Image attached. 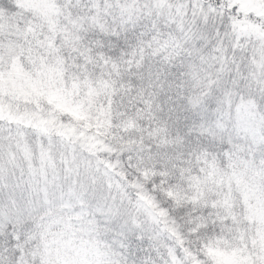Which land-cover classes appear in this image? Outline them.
<instances>
[{
  "label": "clouds",
  "instance_id": "9594fccd",
  "mask_svg": "<svg viewBox=\"0 0 264 264\" xmlns=\"http://www.w3.org/2000/svg\"><path fill=\"white\" fill-rule=\"evenodd\" d=\"M70 12L74 18L81 10L46 0L25 13L33 32L0 35V105L12 116L0 121V207L25 213L17 225L25 237L19 243L27 251L56 240L70 219L78 229L95 224L99 231L85 239L99 243L108 264H143L146 256L152 264H217L209 249L264 264V140L221 144L207 125L177 123L175 116L178 97L196 90L204 75L228 87L239 78L264 86V16H247L255 27L240 34L239 47L228 20L219 38L202 29L207 39L187 41L172 61L160 63L148 49L136 59L131 38L121 49L94 27L73 29ZM64 29L78 39L66 41ZM17 63L23 76L16 74ZM57 97L84 118L58 107ZM130 119L136 129L128 128ZM157 165L166 175L145 178L144 170ZM197 177L200 198L189 203ZM159 180L188 194L178 206L154 193L176 219L187 252L156 222L134 186L151 193ZM122 227L138 243L124 252L108 243ZM2 245L11 251L8 234L0 233Z\"/></svg>",
  "mask_w": 264,
  "mask_h": 264
},
{
  "label": "snow or ice",
  "instance_id": "6c2138e0",
  "mask_svg": "<svg viewBox=\"0 0 264 264\" xmlns=\"http://www.w3.org/2000/svg\"><path fill=\"white\" fill-rule=\"evenodd\" d=\"M103 7L108 10V14L113 17V24L119 29L110 33L109 37L121 49L126 47L131 38L136 42L137 50H151L160 63L172 61L176 56L169 54V45L174 43L171 37L175 35L179 39L182 32L171 26L168 29L161 28L159 20H154L149 26L143 22L144 17L130 14L127 5L112 3ZM223 20L226 22L227 13ZM26 23L24 14L21 24ZM121 37L124 38L123 42ZM182 51L183 49H178L179 53ZM178 99L180 106L175 109L177 123L202 122V126L207 125L213 137L221 144L225 140L228 143L238 140L241 132L244 140L249 143L257 139L264 140V86L259 83L252 84L244 78H239L232 80L231 86L228 87L222 85L213 75H204L196 90L185 92ZM244 105L248 107L245 108ZM24 214L23 210H17L12 205L0 207V233L8 234L9 241L13 242L11 251L7 245L0 246V264H45L40 253L41 243L27 251L25 245L19 243L25 239L17 230ZM98 231L94 223L78 229L70 219L66 221L64 232L58 234L56 239L61 259L55 261V264H108L105 250L99 243L90 236L85 239L89 232ZM27 239L33 240L32 235L28 234ZM108 243L122 252L131 250L134 245L138 246L137 241L129 235L127 227L116 230ZM143 264H152L151 257L146 256Z\"/></svg>",
  "mask_w": 264,
  "mask_h": 264
},
{
  "label": "trees",
  "instance_id": "16d2710c",
  "mask_svg": "<svg viewBox=\"0 0 264 264\" xmlns=\"http://www.w3.org/2000/svg\"><path fill=\"white\" fill-rule=\"evenodd\" d=\"M127 1L129 0H65L69 9L75 7L76 9L81 10L80 15L74 17L75 20H82L79 30L90 26L106 35L114 33L119 29L113 24V17L108 14V10L103 7V5H110L112 3L126 5L125 3ZM137 1L138 3L135 9H127L130 14L135 13L136 15L144 17L145 19L143 22L147 23L149 26H151L154 20H159L161 28L168 29V27L171 26V28L182 32V36L179 39L175 35L171 37V40L174 41L173 44L169 45V54L171 55H178V49H183V46L187 41L207 39L208 34L202 29H209L212 35L219 38L224 32L225 21L223 20V17L226 13V21L231 20L233 30L237 32L236 42L233 46L239 47L241 39L240 34L248 32L255 27V25L251 24V22L246 19L247 16L250 13L264 16L263 14H257L254 11L244 9L240 2L234 0H161V6L158 4L159 0ZM19 7L18 1L16 0H0V22L5 26V30H10L13 34L14 28H18L20 31L19 24L24 19V17L20 16ZM233 9L235 10L234 12ZM237 10L239 11L237 12ZM233 13L236 14L232 15ZM117 15H119V12H117ZM69 16H71V12L69 13ZM66 32H68L67 29ZM1 33L5 34L4 30H1ZM18 33L16 35H19ZM67 38V41L70 42L78 39V37L72 32H68L67 36H65V40ZM53 45H55V43L51 44V42H48L49 47H53ZM137 51L139 55L136 59L142 60L145 48H140ZM218 51L221 53L223 52L222 49H218ZM228 51H231V49H228ZM221 59H227V56L221 55ZM112 64L113 67L118 68L115 62H112ZM217 67H219V65H217ZM235 70L239 71L238 68ZM101 84L104 86L105 90L110 88V84L107 81H102ZM111 90L113 92L115 91L114 89ZM113 99L114 97L108 99V101L110 100L109 107L111 110L113 107ZM244 106L245 108L248 107V105ZM112 115H114V113H112ZM3 120L4 119L0 118V121ZM128 128L136 129L137 121L135 119H130L128 121ZM241 137H243V132H241ZM25 152L30 155V149H27V147H25ZM46 157L47 152L42 151L41 159ZM109 167H112V165H109ZM210 167L214 168L215 165L211 164ZM158 168L159 165L151 170L145 169L143 172L145 178L149 175L164 177L166 172L163 170L157 171ZM43 174L44 171L41 172V175ZM164 184L165 182L163 180L157 181L156 185L151 186V193H149L143 185L137 184L134 186L141 189V192L139 193L140 198L144 201L150 214L156 219V222L161 225V228L168 230L169 233L177 239V242L183 247V250L187 252L188 250L186 246H184V238L175 227L176 219L170 215V210L166 206H161L154 193L158 191L161 192L165 199L175 202L178 206L183 200L188 199V194L180 188L173 189L164 186ZM199 185L200 180L197 177L193 184L195 194L193 195L192 200H189V203L193 200L197 202L199 201ZM179 210L183 211L182 208ZM41 245L42 248L40 249V253L45 264H55V261L61 259V253L56 245V240L44 239L42 240ZM189 254L192 255L191 253ZM209 254L218 258L217 264H249V261L245 259H237L235 256L228 255L221 250L209 249ZM173 259H175V256H173ZM197 264H200V262L198 261Z\"/></svg>",
  "mask_w": 264,
  "mask_h": 264
},
{
  "label": "rangeland",
  "instance_id": "374dc122",
  "mask_svg": "<svg viewBox=\"0 0 264 264\" xmlns=\"http://www.w3.org/2000/svg\"><path fill=\"white\" fill-rule=\"evenodd\" d=\"M16 1H18V4L20 6L18 9L20 11L19 12L20 16H22V17H24V14L26 12L36 9L41 2H46V0H16ZM145 1H147V0H145ZM148 1H150V0H148ZM234 1L240 2L241 6L246 10H251L257 14H263L264 15V0H234ZM137 3H138L137 0H129L125 4L127 5V9L133 10L137 6ZM158 4H160V6H161L162 1L159 0ZM69 17H70L69 23L72 25L73 29L79 30V28L82 24V20L78 21V20H75L74 18H72L71 16H69ZM19 26H20V31L18 28H14V34H17L19 32L18 34L20 35L22 32L31 33L34 31V29L32 28V25L30 23L23 24V28H22V24L20 22ZM4 27L5 26L2 25V23L0 22V35H3L1 33V30H4L5 33L13 34V32L11 33L10 30H5ZM64 31L66 32V29H64ZM67 40H68V38L66 39V41ZM51 44H54V42H51ZM50 46H52V45H50ZM54 46L55 45H53V47ZM16 74H17V76H23V74H24L22 65H19L18 63L16 65ZM56 100L58 101L57 106L60 107L62 110L71 112L72 115L77 117L78 119L84 118L79 111L75 110L72 107H68L63 102V100L61 98L57 97ZM109 104H110V100L107 102V114L111 117L112 110L109 107L110 106ZM100 107L103 109L104 105H101ZM6 115L8 116V118L10 120L12 119L11 113L7 112L3 105H0V118L4 119ZM108 123L111 124V119L108 120ZM44 159H41V161H44ZM43 171H44V169L42 168L41 172H43Z\"/></svg>",
  "mask_w": 264,
  "mask_h": 264
}]
</instances>
